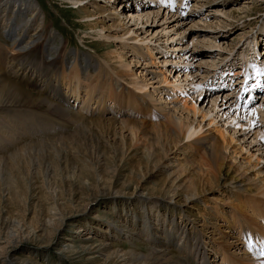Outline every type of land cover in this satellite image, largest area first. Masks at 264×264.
I'll return each mask as SVG.
<instances>
[{
    "label": "rangeland",
    "instance_id": "rangeland-1",
    "mask_svg": "<svg viewBox=\"0 0 264 264\" xmlns=\"http://www.w3.org/2000/svg\"><path fill=\"white\" fill-rule=\"evenodd\" d=\"M136 1L141 5L151 2V0H118L113 6V1L110 0H84L83 3L75 6L72 0H31L34 10L27 15L26 19H30L34 14L39 17V21L50 28L49 31L52 33L54 41L47 43L44 48L47 52L51 49L62 53L64 60L58 61V72L64 71L65 74H70L76 66L84 64L85 56L93 58L96 63V72L92 74L93 76L91 75L88 82L83 79L85 83L81 86H84L82 96H86V89L90 81L96 82L94 85L98 91L102 86L100 83L103 82L105 73H101L100 79L97 78L98 76L96 77L97 73L104 71L108 73L109 79L111 77L109 70H106L103 65V59L108 57L110 50L106 48L107 42L100 39L92 26L88 25L90 22L83 20L84 13L87 12L86 9L95 17H99V14L102 13L101 9L98 13L97 7L109 11L115 7L117 12L118 10L121 12L120 5L122 3L130 6ZM189 1L193 6L199 3V0ZM204 1L209 2L208 5L204 4L201 13L199 11L197 13L196 10L190 13L187 11V14L181 16L183 7L185 9V6H181L180 9L178 8L180 11L178 18L171 22V24H179L180 30H187L184 43L190 44L193 37L197 36L193 47L196 58L192 64H198L209 54L220 69L222 66L219 58L231 53L236 55L234 56L236 65L240 67L241 56H238L254 53L252 52L253 44L256 45V43L255 49L260 48L254 53L258 57L257 60H259L260 54L264 57V42L262 43L263 40L258 42L257 39L258 37L264 38V32L262 34L258 32V35H255L260 27L264 26V0ZM157 2L158 0L154 1V3ZM10 8L15 10L13 5ZM218 10H223L224 15L230 17L226 20L227 23L215 24L217 19H214V14ZM129 11L124 10L123 15L128 14ZM1 15L0 18H2ZM215 17H220V15ZM104 18L105 24H100V28H107L116 22L113 17L111 19L110 15L104 16ZM201 18H207V21H204L206 25L200 21ZM124 20H126L125 16ZM162 21L160 20L159 23L161 24ZM209 22H214V25ZM183 23L187 24L182 25ZM35 30L32 29L29 34H35ZM104 33L109 34L110 32L105 31ZM8 36L9 33H2L0 30V53L2 56L5 52L9 54V57H15L17 53H14L6 45L12 40V37L9 39ZM210 38L216 40L218 45L224 40L227 44L224 48H217L218 45L210 44ZM246 39V43L248 41L253 43L248 48L245 43ZM111 42L113 48L119 46V42H114V40ZM24 44L26 45V43ZM153 49L152 45L146 54L152 53ZM126 52L129 53V50ZM157 53L156 50L153 54L154 57ZM130 56L128 55V62H131ZM135 64L134 62L132 69L135 72H140L143 69L142 62L140 66H135ZM158 67L150 69L158 72L156 69ZM30 68L33 70L36 65L32 64ZM2 69L0 67V70ZM208 70L214 72L216 68L209 67ZM2 76L4 81V74ZM84 76L82 75V77ZM168 78L171 79L172 76H168ZM7 80L19 85L20 87H18L22 90H26V95L22 100L20 98L22 102H29L32 99L36 101L39 97L37 94L40 89L37 86L22 82L19 77L17 78L11 73L7 74ZM57 81L62 94L70 96L71 89L65 80L60 78ZM59 81L61 82L59 83ZM122 84L121 86H126V83L122 82ZM0 85H3L4 89V82ZM107 85L108 88L102 96H99L100 92L96 90L92 99L82 97V100H91L89 109L88 107L85 110L82 109L81 99L75 103V99L70 97L71 104L73 102L76 104L73 114H82L80 116L86 120L87 127L91 126L89 122L92 124L94 121L96 124L105 125V127L96 128L92 124L88 128L89 133L75 139V127L63 123L65 134L52 131L53 133L49 132L44 136L46 138L58 136L73 138L67 141L64 147L54 145L52 148L43 149L44 147L35 146V151L39 152H35L37 156L33 154V157L30 156L29 159L33 160L34 170L37 168V171L30 169L29 160L24 158L23 161L21 158L15 165L8 162V167L0 172V264H3L6 256L9 257L11 254L19 261L17 264H20L23 259H32L37 264H72L68 259L71 257L70 254L62 255L60 249L67 252L72 245L87 244L85 240L90 234L95 237L96 241L110 242L113 239L111 237L113 233L109 225H113L115 221L122 228L124 227L121 225L129 221L141 225L142 215L148 211H151L153 216L158 214L173 216L174 223L182 226L184 230V234H181L183 238L189 239L195 250L199 252L203 250L209 264H264V255H261L264 252V189L258 186L254 187L255 183L250 188L251 183H249L241 191L238 190L241 194L238 201L230 200L225 188H215L212 184L207 183L203 170L199 171L202 169L199 166L202 158L200 159V156L196 154V149L194 153L187 147L186 151L190 154H186L180 146L171 148L166 143L164 144L161 134L158 138L159 127L155 128L157 125H163L164 120H158L150 115V112L143 106L134 110L121 106V101H124V98L131 97L133 99L131 102L134 103L137 94L135 95L131 90L127 92V88L124 89L126 92H123L111 83L109 85L108 82ZM1 86L0 91L3 92ZM178 89L179 85L177 84L163 86L164 92L161 94L164 95H161V99L165 97L179 99L181 108H183L184 102L186 109L191 110L190 99L197 91L185 89L183 94ZM234 89L235 86L221 93L229 92L232 95ZM263 92L264 90L261 92L262 95H259L261 98H264ZM215 93L219 92L212 91L209 100L214 98ZM29 95L33 98H30ZM103 98L105 103L98 104V101ZM186 100L188 102L185 103ZM138 103L140 104L139 101ZM200 103L202 102L199 101ZM207 105L210 106V102ZM97 119L100 120L97 121ZM131 123L136 124V127L134 128ZM233 133L234 131H232ZM42 137L38 138L42 140ZM226 140H228L227 137ZM27 141L25 140L23 144L34 142ZM157 148L160 149L158 157L149 158L148 152H154ZM0 155L7 156L8 154L3 152ZM240 155L243 161L246 155L239 152L238 157ZM10 177L16 181L12 190L14 198L11 197L10 188L5 185V182L3 185L4 179ZM173 181L174 185H172ZM224 185L226 188H231L228 183L224 182ZM187 190L194 192L193 194L187 193ZM137 196L144 199L150 198L148 199L150 201L144 203L146 206H142L143 203L137 200ZM248 200L256 201L255 203L259 206H255L254 202L247 203ZM48 217H52L54 221L50 227H46V223H44ZM64 218L65 220L62 222ZM71 222H76L75 226ZM32 228L35 229L36 234L33 233ZM81 229L85 232H79ZM154 232L156 231L154 230ZM34 235L53 239L47 245L35 239ZM126 241V239L118 240V242L124 243ZM131 242L145 245L142 250L145 253H147L146 248L151 247L150 241L148 242L146 239L139 238L131 240ZM112 244L117 245V242H112Z\"/></svg>",
    "mask_w": 264,
    "mask_h": 264
},
{
    "label": "bare ground",
    "instance_id": "bare-ground-1",
    "mask_svg": "<svg viewBox=\"0 0 264 264\" xmlns=\"http://www.w3.org/2000/svg\"><path fill=\"white\" fill-rule=\"evenodd\" d=\"M110 1H113L114 6L118 0ZM154 1L151 0L148 4L142 5L136 1L135 4L131 3L130 6L122 3L120 5L122 7L121 12L119 10L117 12L115 7L111 11L97 7L98 13L100 9L102 13L99 14V17L97 16L98 19L86 9L87 12L84 13L83 20L90 22L88 25L92 26L100 39L107 42L106 48L110 50L108 57L103 59V65L106 70H109L111 76L109 79L107 77L108 73L104 71L97 73L96 77L98 76L99 79L101 73H105V79L102 77L103 82L100 83L102 86L98 91L94 85L96 82L90 81L86 89V96H82L84 86H81L85 83L84 80H89L91 75L96 72V63L93 58L85 56L84 64L76 66L70 74H65L64 71L58 72V61L64 60L62 53L51 49L47 52L44 48L47 43L54 41L52 39L53 35L49 31L50 28L39 21V17L34 14L30 19H26L28 18L27 15L34 10L31 0H3L4 3L0 2V14H2L0 30L2 33H9V39L12 37L11 42H7L6 45L14 53H17L15 57H9V54L5 52L2 56L0 53V67L4 69L0 70V84L4 82V89L2 88L3 85H0L1 89L4 90L3 92L0 91V154L3 152L8 154L7 156L0 155V172L8 167V162L15 165L21 158H23V161L24 158L29 160L30 169L35 171L37 168L34 170V162L29 159L38 151H35V146L44 147L43 149L52 148L54 145L64 147L67 141L73 138L68 139V137H59L58 135V137L47 136L48 138L44 136L52 131L58 132V134L64 133L63 123L75 127V139L82 137L87 132L89 133L88 128L92 124L96 128L105 127V125L96 124L95 121L92 124L89 122L91 126L87 127L86 120L80 116L82 114L74 115L73 113L74 108H76L75 103L80 99L83 104L82 109L85 110L87 107L89 109L91 100H82V97L92 99L91 97L96 93L94 92L96 90L100 92L99 96H102L108 88V82L109 85L111 83L123 92H126L124 89L127 88V92L131 90L135 95L137 94L134 99V101H137H135L136 103L131 102L133 99L129 97L121 101V106L123 105L131 110L143 106L150 112V115L158 120H164L163 125L155 127H159L158 138L161 134L164 144L166 143L171 148L180 146L186 154H190L186 151L188 150L187 147L190 151L196 149V154L200 156V159L202 158L199 165L202 169L199 171L203 170L207 183L212 184L215 188H225L230 200L238 201L241 195L238 190L241 191L249 183H251L250 188L255 183L254 187L258 186L264 189V98L259 96L262 95L261 92L264 90V57L260 54L259 60H257L258 57L254 54L260 48L255 49L257 43L256 45L249 41L246 43V39V47L248 48L253 44L254 49L252 52L254 53L239 55L238 57L241 56L239 61L242 62L240 67L236 65L237 62L234 58L236 55L231 53L218 57L222 66L220 69L219 66L215 65L216 61L214 62L209 54L207 58L202 59L198 64H192V61L196 58L193 47L197 36L193 37L190 44L184 43L187 30H180L179 24H171V22L178 18L181 6H185V9L183 7L181 11V16L187 14V11L190 13L196 10L197 13L198 11L201 13L204 4L208 5L209 1L199 0V3L194 6L188 0H158L157 3H154ZM83 2L84 0H72L75 6ZM12 5L15 6V10L13 8L9 9ZM124 10L130 11L128 14L123 15ZM224 14L223 10L216 11L214 15H220V17L214 16V19H217L215 24L227 23L226 20L230 17H226ZM109 15L116 22L114 21L115 23L113 22L114 24L107 28H100V24H105L104 16ZM124 16L126 20H124ZM206 19L201 18L200 21L205 24ZM160 20H163L161 24L159 23ZM209 23L212 25L214 22ZM263 27H260L255 34L256 36L258 32L260 34L264 32ZM32 29H36V33L30 35L29 32ZM105 31L110 33H104ZM209 34L211 33L209 32ZM27 39L28 42H26ZM257 39L258 42L261 40H263L262 43L264 42V38L260 39L258 37ZM111 40L119 42V46L113 48ZM215 41L212 38L209 40L210 44L214 46L218 45ZM225 41H222L217 48H224L227 44ZM152 45L154 46L152 53L146 54ZM127 50L130 54L126 52ZM156 50L158 53L154 57L153 54ZM48 53L52 54L49 55ZM259 53L261 52L259 51ZM128 55H131V62H128ZM134 62L136 63L135 66H140L142 62L143 69L140 72H135L132 69ZM32 64L36 65L33 70L30 68ZM156 66H159L156 68L158 72L150 69ZM209 67H214L216 70L210 72ZM8 73L17 78L19 77L22 82L37 86L40 89L37 100L32 99V101L28 100L29 102H22L26 90L24 91L19 88V85L8 81ZM3 74L4 81L2 80ZM82 75L85 76L82 77ZM168 76H172V78L169 79ZM60 78L65 80L70 87L72 93L70 96L62 94L57 81ZM122 82L126 83V86H121L123 85ZM174 84L179 85L178 91L183 94L185 89L197 91L190 99L192 103L191 110L186 109L184 102L182 104L183 108H181L179 99H172V97L161 99V95H164L161 94L164 92L162 90L163 86ZM234 86L235 89L232 90L234 91L232 95L229 92L221 93ZM249 88L251 89L248 93L251 97L253 96V99L247 101V98L243 99V95ZM212 91H218L219 93H215L214 98L209 100ZM29 96L33 98L31 95ZM70 97L75 99V103L71 104ZM199 101L202 103L199 104ZM209 102L210 106L207 105ZM103 103H105L104 98L98 101V104ZM133 126L135 128L136 124ZM40 131L44 134L41 135ZM232 131H234L233 134ZM39 136H43L42 140L38 138ZM49 136L51 135L49 134ZM226 137L230 141L226 140ZM158 138L156 139L158 140ZM25 140L34 142L23 144ZM39 150L42 151V149ZM239 152L246 155L243 161L241 155L238 157ZM148 153L149 158H157L160 149L157 148L154 152L149 151ZM20 164L22 163L20 162ZM205 179L204 181H206ZM13 180L12 177L2 180L3 185L5 182V185L10 188L11 197L14 196L12 193L13 185L16 184V181ZM224 182L230 184L231 188H226ZM172 185H174V181ZM172 185L171 188H173ZM189 192L193 194L194 191L187 190V193ZM148 199L150 198L144 199L137 196V200L142 201V206H146L144 203L150 201ZM253 202L256 201H247V203ZM256 205L257 203H255ZM65 218L62 219V222ZM142 218L141 225L136 224L134 221L121 225L124 228L120 227L117 221L114 222L115 224L109 225L113 233V235L111 234L113 239L110 242L96 241L95 237L90 234L85 240L87 244L72 245L67 252L63 249L59 251L62 255L69 253L71 257L68 259L71 260L72 264H209L203 250H200V252L195 250L191 241L183 238L181 234H184V230L182 226L174 223L173 216L160 214L153 216V213L148 211L142 215ZM52 219V217L46 218V222H44L46 225H44L50 227L54 222ZM72 223L75 226L76 222ZM32 231L36 234L35 229L32 228ZM81 231L82 229L79 232ZM34 236L35 239L47 245L53 239L51 237L45 239L41 236ZM139 238L150 241L151 247L146 248L147 253L142 251L145 245L131 242V240ZM124 239L128 243L127 241L125 243L118 242V240ZM112 242H117V245L112 244ZM144 243L146 242L144 241ZM173 250H175L174 253ZM2 263L17 264L19 261L11 254L9 257L6 256ZM26 263L37 264L32 259L20 261V264Z\"/></svg>",
    "mask_w": 264,
    "mask_h": 264
},
{
    "label": "snow or ice",
    "instance_id": "snow-or-ice-1",
    "mask_svg": "<svg viewBox=\"0 0 264 264\" xmlns=\"http://www.w3.org/2000/svg\"><path fill=\"white\" fill-rule=\"evenodd\" d=\"M261 255H264V252H262Z\"/></svg>",
    "mask_w": 264,
    "mask_h": 264
}]
</instances>
